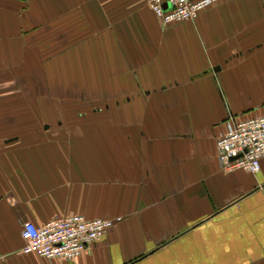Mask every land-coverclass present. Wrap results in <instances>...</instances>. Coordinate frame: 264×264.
I'll return each mask as SVG.
<instances>
[{
  "label": "crops",
  "instance_id": "obj_1",
  "mask_svg": "<svg viewBox=\"0 0 264 264\" xmlns=\"http://www.w3.org/2000/svg\"><path fill=\"white\" fill-rule=\"evenodd\" d=\"M144 1L0 0V264H264V157L214 149L264 116V0L168 26ZM71 214L113 225L71 262L20 251Z\"/></svg>",
  "mask_w": 264,
  "mask_h": 264
},
{
  "label": "built area",
  "instance_id": "obj_2",
  "mask_svg": "<svg viewBox=\"0 0 264 264\" xmlns=\"http://www.w3.org/2000/svg\"><path fill=\"white\" fill-rule=\"evenodd\" d=\"M221 0H145L153 16L163 25L193 21L197 14ZM218 168L226 173L239 170L257 173L264 157V116L233 122L214 144ZM113 221L87 219L79 214L57 217L44 223H22L19 238L23 254H36L43 260L71 262L109 231Z\"/></svg>",
  "mask_w": 264,
  "mask_h": 264
},
{
  "label": "rangeland",
  "instance_id": "obj_3",
  "mask_svg": "<svg viewBox=\"0 0 264 264\" xmlns=\"http://www.w3.org/2000/svg\"><path fill=\"white\" fill-rule=\"evenodd\" d=\"M89 96H87V95H79V97H77L76 99H75V101H76V103H77V105L78 104H80L82 101H85L84 100V98H88ZM96 97H98L97 95H93L91 98H90V101H92V103L93 102H96V103H94L95 105H93V110H95V112H97L98 111V104H99V102H100V100H98V98H97V100H96ZM80 99V100H79ZM85 112V114H88V113H90V111H84ZM83 111H77L76 113L77 114H82V113H84ZM91 114V113H90ZM92 114H93V112H92ZM91 114V115H92Z\"/></svg>",
  "mask_w": 264,
  "mask_h": 264
}]
</instances>
